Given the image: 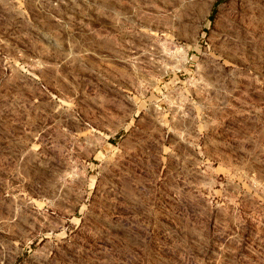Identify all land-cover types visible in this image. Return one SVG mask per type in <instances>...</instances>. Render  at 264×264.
Masks as SVG:
<instances>
[{"label": "rangeland", "instance_id": "374dc122", "mask_svg": "<svg viewBox=\"0 0 264 264\" xmlns=\"http://www.w3.org/2000/svg\"><path fill=\"white\" fill-rule=\"evenodd\" d=\"M0 264H264V0H0Z\"/></svg>", "mask_w": 264, "mask_h": 264}]
</instances>
